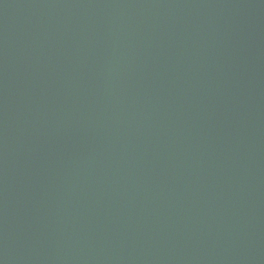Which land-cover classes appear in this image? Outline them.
Here are the masks:
<instances>
[{
	"label": "water",
	"instance_id": "obj_1",
	"mask_svg": "<svg viewBox=\"0 0 264 264\" xmlns=\"http://www.w3.org/2000/svg\"><path fill=\"white\" fill-rule=\"evenodd\" d=\"M0 264H264V0H0Z\"/></svg>",
	"mask_w": 264,
	"mask_h": 264
}]
</instances>
